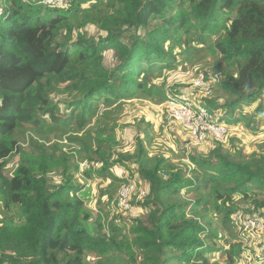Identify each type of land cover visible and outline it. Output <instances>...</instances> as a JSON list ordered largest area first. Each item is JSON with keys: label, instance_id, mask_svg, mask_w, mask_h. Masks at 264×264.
<instances>
[{"label": "trees", "instance_id": "16d2710c", "mask_svg": "<svg viewBox=\"0 0 264 264\" xmlns=\"http://www.w3.org/2000/svg\"><path fill=\"white\" fill-rule=\"evenodd\" d=\"M42 1L0 0V264H209L207 255L219 250L228 263L240 261L241 245L217 247L222 238L209 214L232 234L234 212L264 216V154L246 153L237 137L228 146L213 140L207 154H188L180 165L148 154L140 140L125 152L113 144L117 126L102 123L111 112L101 108L165 101L166 74L205 50L224 63L217 86L232 97L226 104L205 98V107L215 116L224 109L220 122L259 131L264 0ZM107 50L115 54L110 65ZM65 135L79 149H66ZM116 166L147 187L132 196L142 211L131 232L125 215H94L81 194L86 180L105 179L103 193L116 195L129 182Z\"/></svg>", "mask_w": 264, "mask_h": 264}, {"label": "rangeland", "instance_id": "374dc122", "mask_svg": "<svg viewBox=\"0 0 264 264\" xmlns=\"http://www.w3.org/2000/svg\"><path fill=\"white\" fill-rule=\"evenodd\" d=\"M89 28V27H88ZM87 28V29H88ZM88 31L90 34H96V30L92 31L91 27ZM106 63L112 64L115 60V54L112 50H107L105 52ZM183 59V57H180ZM224 63L220 59V57H212L209 55L207 51H196L188 60H184L183 63L177 67L171 74H166L168 77L167 80V91L177 89L189 88L188 94L190 96H194L198 99V102L201 106L205 107L203 101L205 98L215 100L219 103H229L232 100V97L229 94L221 91L217 84L218 80L221 77V69L223 68ZM199 72H196L198 71ZM210 80L211 86L207 83L206 74ZM205 75V76H204ZM198 76L203 77L206 86L210 87L209 93L211 96H205L203 91L198 90L197 93H194L193 90L188 84L197 78ZM212 79V80H211ZM203 93V94H202ZM263 97L261 101L263 102ZM117 108V109H115ZM257 108V102L254 105H245V111L248 113H252ZM102 112L106 110V112H111L109 117H104L102 119V123L105 122L110 126L116 125L114 133L118 136L116 142L113 144H117L116 149H120L125 152H134V150L138 146V140L142 142V145L146 148L148 154H162L166 155L170 158L171 161L180 165L182 162H187L188 154L194 152H200L207 154L211 148L213 147V140H209L203 145H197L192 140L188 129L185 126H180L179 124H171L169 122V115L167 110L168 106L165 104V101L159 100H151L144 98H133L130 100H125L121 103L114 105L113 107L104 109L101 108ZM100 109V110H101ZM222 114H224V109H219L216 111L217 118H219ZM239 111H236V115L239 116ZM97 126V122L93 121L90 124L91 128ZM230 136L229 138L221 142L224 146H228L230 139L233 137L239 138L240 147L244 149V151L248 154L253 152H258L264 154V120L259 123V131H254L250 127H246V125L240 123L235 128L233 124H229ZM71 136H75L76 134H70ZM79 136L82 133L78 134ZM69 135H65L59 142L65 146L66 149L68 147H75L79 149V144L76 142H69ZM38 137V136H37ZM50 141L54 142L57 138L56 135L49 136ZM185 148L186 153L180 154V149ZM80 157V155H79ZM79 164L83 161L81 159H77ZM18 162V158L14 159V162L9 165L6 169V174L12 176L16 172V164ZM119 167V166H117ZM115 174L120 177H125L129 179V184H135L132 180L136 179L135 174H132L125 167L120 166L119 168H114ZM133 177V178H131ZM58 179V178H57ZM86 179H83V181ZM87 187H85L84 191L81 193L83 198L86 201L87 207L92 210L94 215L98 213V211L103 210V213L110 212L111 216L116 214L126 216V222L128 227V232H131L132 229V218L142 211L140 207L132 208L128 213H121L118 208L114 209L113 204L117 198L114 195L110 196L106 193H103L104 190L108 187L110 182L105 179H90L86 180ZM131 182V183H130ZM123 184V183H122ZM121 184V185H122ZM120 185V184H119ZM142 185L137 182L135 184L136 188L133 194L134 196H139L141 194ZM120 187V186H119ZM117 187V189L119 188ZM111 190H115L113 187ZM118 191V190H117ZM259 195L263 197V194L258 190ZM184 196L188 198H192V193H186L183 191ZM101 200V204H98V201ZM140 214V213H139ZM144 214L146 211L144 210ZM209 216L214 222V226L219 229L221 240H217V247L225 246L228 248L231 244H239L241 245V253L240 255L243 258L234 264H264L263 253L254 251L253 248L250 253V260H246L244 258L243 247H248L245 242V238L239 237L240 231V221L234 218V214L232 215L231 224L235 226L234 232L232 234L231 231L228 230L227 227L221 225V216H218L215 212L211 211ZM127 217L129 219H127ZM118 222H121L120 219H117ZM131 227V228H130ZM262 240H264V234L262 236ZM243 244V245H242ZM209 264H231L228 263L227 256L221 251H214L207 255ZM233 264V263H232Z\"/></svg>", "mask_w": 264, "mask_h": 264}, {"label": "built area", "instance_id": "2783aa9c", "mask_svg": "<svg viewBox=\"0 0 264 264\" xmlns=\"http://www.w3.org/2000/svg\"><path fill=\"white\" fill-rule=\"evenodd\" d=\"M72 0H43V4L50 7H67ZM1 14V10H0ZM205 76V75H204ZM203 77L198 76L192 80L188 85L195 89L194 93L202 90L205 96H211V84L207 81L209 86L205 85ZM212 87V86H211ZM188 87L180 90H170L167 92L165 104L168 106L167 112L169 122L171 124H179L185 126L197 145H203L209 140L226 141L230 136V126L220 122L217 116L213 115L206 107L199 104L198 99L193 95L188 94ZM202 93V94H203ZM81 168L86 169L90 166L87 159L80 163ZM95 166H99L96 163ZM133 182V181H132ZM131 183V182H130ZM134 183V182H133ZM135 184L126 182L122 184L117 191V201L113 204V208L119 209L117 212L127 213L132 208L131 200L135 191ZM147 194V187L142 185L141 195ZM234 218L240 221L239 237L245 238V244L248 247H243V254L246 260H250V253L252 251L262 252L264 258V216L258 212L252 211H236L233 213ZM243 245V244H242ZM243 256L240 255V260Z\"/></svg>", "mask_w": 264, "mask_h": 264}, {"label": "crops", "instance_id": "0c3cea01", "mask_svg": "<svg viewBox=\"0 0 264 264\" xmlns=\"http://www.w3.org/2000/svg\"><path fill=\"white\" fill-rule=\"evenodd\" d=\"M119 167H120V166H119ZM119 167L116 166L115 168H119ZM115 196H116V195H115Z\"/></svg>", "mask_w": 264, "mask_h": 264}]
</instances>
